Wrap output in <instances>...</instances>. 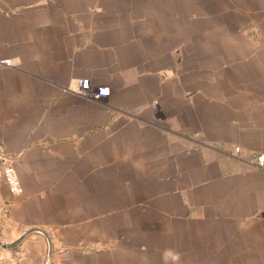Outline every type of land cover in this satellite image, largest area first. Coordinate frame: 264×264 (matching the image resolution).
Listing matches in <instances>:
<instances>
[{"label":"crops","instance_id":"crops-1","mask_svg":"<svg viewBox=\"0 0 264 264\" xmlns=\"http://www.w3.org/2000/svg\"><path fill=\"white\" fill-rule=\"evenodd\" d=\"M0 142V264H264V0H0Z\"/></svg>","mask_w":264,"mask_h":264},{"label":"built area","instance_id":"built-area-1","mask_svg":"<svg viewBox=\"0 0 264 264\" xmlns=\"http://www.w3.org/2000/svg\"><path fill=\"white\" fill-rule=\"evenodd\" d=\"M4 65H11V60H3ZM65 91L84 96L90 99L98 100L109 94L107 89L93 87L88 79L79 80L75 87H67ZM242 149L236 147L233 149L234 156L242 158ZM15 156L8 154L4 145L0 142V185L5 183L10 193L13 196H21L23 194V186L16 168ZM243 160L250 166L264 172V153H251L243 158Z\"/></svg>","mask_w":264,"mask_h":264},{"label":"water","instance_id":"water-1","mask_svg":"<svg viewBox=\"0 0 264 264\" xmlns=\"http://www.w3.org/2000/svg\"><path fill=\"white\" fill-rule=\"evenodd\" d=\"M34 232H39V233H42L47 239L48 241L50 242V239H49V236L48 234L45 232V231H42V230H28L26 232H24L16 241L12 242V243H2L0 241V248H2L3 250H7V251H10V250H14L16 248H18L22 241L31 233H34ZM51 253V247L49 249V254ZM46 263H49V260L47 259V262Z\"/></svg>","mask_w":264,"mask_h":264},{"label":"rangeland","instance_id":"rangeland-1","mask_svg":"<svg viewBox=\"0 0 264 264\" xmlns=\"http://www.w3.org/2000/svg\"><path fill=\"white\" fill-rule=\"evenodd\" d=\"M14 250H15V249H14ZM46 262H47V260H46ZM46 262H45L44 264H49V263H46Z\"/></svg>","mask_w":264,"mask_h":264}]
</instances>
